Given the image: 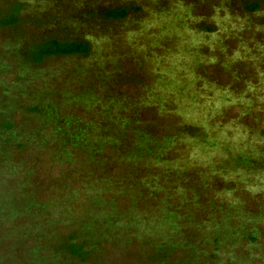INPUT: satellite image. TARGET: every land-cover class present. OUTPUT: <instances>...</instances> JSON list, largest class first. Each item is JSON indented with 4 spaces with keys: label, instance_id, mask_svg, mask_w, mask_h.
Listing matches in <instances>:
<instances>
[{
    "label": "rangeland",
    "instance_id": "374dc122",
    "mask_svg": "<svg viewBox=\"0 0 264 264\" xmlns=\"http://www.w3.org/2000/svg\"><path fill=\"white\" fill-rule=\"evenodd\" d=\"M17 1L0 264H264V0ZM52 37L91 52L29 61Z\"/></svg>",
    "mask_w": 264,
    "mask_h": 264
},
{
    "label": "trees",
    "instance_id": "16d2710c",
    "mask_svg": "<svg viewBox=\"0 0 264 264\" xmlns=\"http://www.w3.org/2000/svg\"><path fill=\"white\" fill-rule=\"evenodd\" d=\"M256 8V4L248 6L250 10H255ZM21 9L22 4L18 1L6 7L0 13V28L19 26L22 22ZM102 14L105 18L119 20L128 15V8L124 6L114 7L104 11ZM26 52L29 61L34 64H41L53 57L88 55L91 52V45L87 40H66L52 37L32 43ZM71 238L62 245V250L74 258L84 260L89 254V250L85 248V243L77 242L73 235Z\"/></svg>",
    "mask_w": 264,
    "mask_h": 264
}]
</instances>
